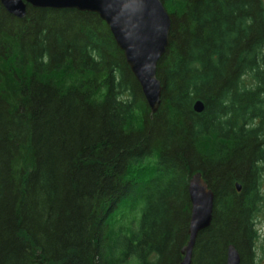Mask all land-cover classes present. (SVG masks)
Masks as SVG:
<instances>
[{"label":"trees","instance_id":"16d2710c","mask_svg":"<svg viewBox=\"0 0 264 264\" xmlns=\"http://www.w3.org/2000/svg\"><path fill=\"white\" fill-rule=\"evenodd\" d=\"M159 1L155 114L97 15L0 4V264H180L196 173L191 264H264V0Z\"/></svg>","mask_w":264,"mask_h":264},{"label":"water","instance_id":"95a60500","mask_svg":"<svg viewBox=\"0 0 264 264\" xmlns=\"http://www.w3.org/2000/svg\"><path fill=\"white\" fill-rule=\"evenodd\" d=\"M0 4L19 20L26 17L27 7L97 15L122 52L151 114L157 112L162 88L156 78V69L169 46L170 34V19L159 0H0ZM193 111L201 113L202 103H194ZM236 191H240L239 185H236ZM188 197L191 205L188 241L181 251L180 264H191L196 238L212 220L214 196L200 173L190 177ZM225 264H240L239 254L233 246L227 248Z\"/></svg>","mask_w":264,"mask_h":264},{"label":"rangeland","instance_id":"374dc122","mask_svg":"<svg viewBox=\"0 0 264 264\" xmlns=\"http://www.w3.org/2000/svg\"><path fill=\"white\" fill-rule=\"evenodd\" d=\"M138 216H139V206H136L134 208H129L127 206H124L119 211V213H117L115 217L113 218V224L114 226H127L128 223L136 221L138 219ZM260 219L257 220L256 227L258 231L261 234H263L264 223H263V220H260ZM129 264H134V262H130Z\"/></svg>","mask_w":264,"mask_h":264}]
</instances>
